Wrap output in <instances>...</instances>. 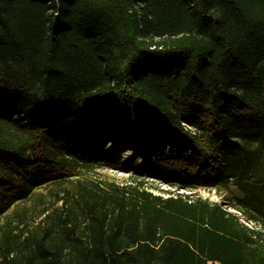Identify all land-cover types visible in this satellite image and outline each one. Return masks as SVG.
<instances>
[{
	"label": "trees",
	"instance_id": "trees-1",
	"mask_svg": "<svg viewBox=\"0 0 264 264\" xmlns=\"http://www.w3.org/2000/svg\"><path fill=\"white\" fill-rule=\"evenodd\" d=\"M237 135H264V0H0V216L62 204L0 221V264H264V139ZM96 166L178 193L64 187Z\"/></svg>",
	"mask_w": 264,
	"mask_h": 264
},
{
	"label": "rangeland",
	"instance_id": "rangeland-1",
	"mask_svg": "<svg viewBox=\"0 0 264 264\" xmlns=\"http://www.w3.org/2000/svg\"><path fill=\"white\" fill-rule=\"evenodd\" d=\"M264 135L262 136H240L234 137L232 148L235 154L242 151V144L248 145L252 143L254 147L262 143ZM101 147L107 152L114 149L116 151H121L124 159L132 160L137 157V149L130 146L129 148H124L122 145L118 146L113 141L102 140ZM144 147L141 148V151ZM99 163H104V159L101 157H96ZM77 179L91 180L99 183L103 187H110V185H115L119 187H140V189L148 190L156 195H162L168 197V193L176 194V189L169 187L166 183L159 181L155 178L142 175L137 170H127V169H113L105 166H96L93 169H86L84 175L81 177H72L68 182L64 184V187L74 191V185ZM57 187L54 183H47L44 186H40L32 192L27 199L17 202L12 208L0 216L1 223H5L9 219H14L16 223L25 222L31 229L35 227L39 221H41L44 216L42 215V209L44 207H49L50 211L61 207V203L52 205L53 202L57 201L55 191ZM234 193L238 190L233 189ZM58 191V190H57ZM170 191V192H168ZM183 192V191H182ZM197 196L204 199H208L212 202L224 203L227 197L230 195L226 193L225 190H211V189H199L195 191ZM62 194V193H61ZM42 197L43 201L46 203L44 205L40 202ZM230 211L235 212L233 208H229Z\"/></svg>",
	"mask_w": 264,
	"mask_h": 264
},
{
	"label": "built area",
	"instance_id": "built-area-1",
	"mask_svg": "<svg viewBox=\"0 0 264 264\" xmlns=\"http://www.w3.org/2000/svg\"><path fill=\"white\" fill-rule=\"evenodd\" d=\"M247 225L250 226V227L252 226V224H247Z\"/></svg>",
	"mask_w": 264,
	"mask_h": 264
},
{
	"label": "crops",
	"instance_id": "crops-1",
	"mask_svg": "<svg viewBox=\"0 0 264 264\" xmlns=\"http://www.w3.org/2000/svg\"><path fill=\"white\" fill-rule=\"evenodd\" d=\"M209 264H213V263H209ZM215 264H218V263H215Z\"/></svg>",
	"mask_w": 264,
	"mask_h": 264
}]
</instances>
